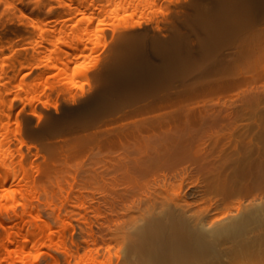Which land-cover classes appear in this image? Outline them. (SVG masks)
<instances>
[{
  "label": "bare ground",
  "instance_id": "obj_1",
  "mask_svg": "<svg viewBox=\"0 0 264 264\" xmlns=\"http://www.w3.org/2000/svg\"><path fill=\"white\" fill-rule=\"evenodd\" d=\"M0 264H264V0H0Z\"/></svg>",
  "mask_w": 264,
  "mask_h": 264
},
{
  "label": "rangeland",
  "instance_id": "obj_2",
  "mask_svg": "<svg viewBox=\"0 0 264 264\" xmlns=\"http://www.w3.org/2000/svg\"><path fill=\"white\" fill-rule=\"evenodd\" d=\"M191 43H193L194 45L191 44L190 48H194V50H195L196 49L197 40L195 38H192Z\"/></svg>",
  "mask_w": 264,
  "mask_h": 264
}]
</instances>
